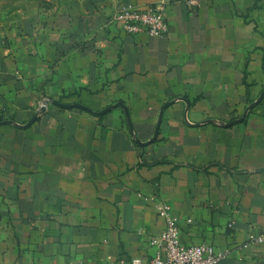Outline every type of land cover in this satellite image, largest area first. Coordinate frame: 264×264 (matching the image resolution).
<instances>
[{"label":"crops","instance_id":"crops-1","mask_svg":"<svg viewBox=\"0 0 264 264\" xmlns=\"http://www.w3.org/2000/svg\"><path fill=\"white\" fill-rule=\"evenodd\" d=\"M161 2L0 25V264L149 258L161 203L218 264H264V0H177L164 37L110 22Z\"/></svg>","mask_w":264,"mask_h":264},{"label":"built area","instance_id":"built-area-1","mask_svg":"<svg viewBox=\"0 0 264 264\" xmlns=\"http://www.w3.org/2000/svg\"><path fill=\"white\" fill-rule=\"evenodd\" d=\"M177 0H162L161 4L145 8L125 6L115 11L110 22L126 35L145 33L150 37H164L169 31L164 12ZM165 221L164 229L151 237L154 249L151 257L135 259L133 264H218L225 253L210 243H185L181 239V228L171 207L166 203L156 205ZM248 244H264V230L261 234H250ZM247 245L244 246L246 248Z\"/></svg>","mask_w":264,"mask_h":264},{"label":"rangeland","instance_id":"rangeland-1","mask_svg":"<svg viewBox=\"0 0 264 264\" xmlns=\"http://www.w3.org/2000/svg\"><path fill=\"white\" fill-rule=\"evenodd\" d=\"M65 0H0V25L32 12H50Z\"/></svg>","mask_w":264,"mask_h":264}]
</instances>
